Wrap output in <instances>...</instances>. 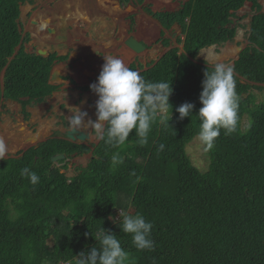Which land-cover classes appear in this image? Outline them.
<instances>
[{"label": "trees", "instance_id": "16d2710c", "mask_svg": "<svg viewBox=\"0 0 264 264\" xmlns=\"http://www.w3.org/2000/svg\"><path fill=\"white\" fill-rule=\"evenodd\" d=\"M21 2L0 0V100L42 101L55 88L49 84L53 57L17 50ZM246 3L253 12L248 43L233 62L237 130H221L203 172L186 152L199 130L203 73L213 66L197 58L202 49L235 37L233 20ZM147 12L163 27L181 29L182 49L172 47L138 71L147 82L170 81V127L154 123L143 146L134 131L118 148L102 140L87 146L50 138L20 158L0 160V264H75L96 245L101 227L120 239L125 264H264V101L254 94L264 89V5L186 0L178 11ZM185 102L194 105L192 116L180 120L175 109ZM160 144L163 151H157ZM90 152L74 176L61 172L67 159ZM56 154L65 159L53 162ZM114 154L122 163L112 169ZM25 167L39 177L37 184L21 176ZM120 211L121 219L139 213L152 223L153 250H137L118 227L120 219L113 223Z\"/></svg>", "mask_w": 264, "mask_h": 264}, {"label": "crops", "instance_id": "0c3cea01", "mask_svg": "<svg viewBox=\"0 0 264 264\" xmlns=\"http://www.w3.org/2000/svg\"><path fill=\"white\" fill-rule=\"evenodd\" d=\"M135 1L22 0L18 23L23 42L17 50L22 47L27 54L53 57L49 84L55 88L42 101H29L27 98L0 100V138L8 147L4 159L20 158L27 149L37 147L50 138L74 142L66 135L70 130L67 117L74 111L72 107H78L88 113L86 120L96 119L97 96L90 91L89 85L96 81L104 56L118 57L128 67L134 64L138 72L147 67L146 51L151 52L152 41L160 38L162 48H172L171 36L166 32L174 37L180 27L177 24L163 27L147 10L154 13L178 11L186 0L180 8L173 10L170 7L174 6V0ZM147 1L151 5H147ZM129 3L136 5L126 8L125 4ZM152 6L158 10H152ZM42 22H47L43 30L39 27ZM130 36L147 48L140 53L131 50L125 44ZM4 70L0 75L1 82ZM85 133L88 134L86 141L76 140L74 143L91 146L99 142L95 130L89 129Z\"/></svg>", "mask_w": 264, "mask_h": 264}, {"label": "clouds", "instance_id": "9594fccd", "mask_svg": "<svg viewBox=\"0 0 264 264\" xmlns=\"http://www.w3.org/2000/svg\"><path fill=\"white\" fill-rule=\"evenodd\" d=\"M39 27L41 30L45 29L47 22H42ZM203 77L202 90L198 97L201 107L195 116L199 121L197 138L202 150L207 153L213 149L222 129L226 135L237 130L239 97L232 65L215 63L211 70L207 66ZM89 88L97 96L96 119L86 120V111L72 107L74 111L67 117L70 131L95 130L98 140L118 148L127 142L133 131L138 138L137 143L143 146L148 142L154 123L159 122L170 127L169 97L173 91L170 81L147 82L138 72L126 66L122 59L108 55L104 56L99 75ZM193 108L194 105L189 102L178 106L175 109L179 114L178 119L191 117ZM164 148L165 145L160 144L157 151H163ZM7 153L8 147L4 139L0 138V160H3ZM120 163L121 158L114 154L111 168L114 169ZM20 174L28 178L32 185L39 182L36 173L27 167L21 169ZM116 219H120V230L131 235V243L137 250H153V225L150 221H146L139 213L123 214L122 219L118 213L113 223ZM94 239L96 245L87 253L81 252L78 258L75 257V264H125L127 252L115 234L101 227Z\"/></svg>", "mask_w": 264, "mask_h": 264}, {"label": "rangeland", "instance_id": "374dc122", "mask_svg": "<svg viewBox=\"0 0 264 264\" xmlns=\"http://www.w3.org/2000/svg\"><path fill=\"white\" fill-rule=\"evenodd\" d=\"M185 0H174L173 4L174 6H171L170 9L180 8V5ZM259 4L262 6L264 5V0H258ZM136 2V1H135ZM137 3V2H136ZM126 8L129 6L136 5L134 3L125 4ZM147 5H151L147 1ZM140 7L139 5H137ZM135 6V7H137ZM152 10L156 11L158 10L157 7L152 6ZM253 12L251 11V4L246 3L240 10L236 13V18L233 20V25L236 27V35L235 37L226 43H224L221 46H213L206 48L202 50L198 56L199 61H203L208 63L209 65H214L215 63H225L230 64L233 66L234 60L237 59L240 51L245 48L247 45V38H248V31H249V23L251 20ZM169 36H171L170 41L171 45L170 47H179L182 48V45L177 43V39L180 38V29L178 28L176 31V35L172 37V33L166 32ZM158 41H152L150 48L151 52L146 51L147 59H146V65L149 66L150 63L156 61L160 55L163 54V52L167 51L169 47L162 48L160 43ZM145 52V51H144ZM144 53H142L143 55ZM139 55V54H138ZM141 55V60H143ZM264 88V85L262 86ZM255 97L257 101H264V89L260 92L254 91ZM248 124L247 117L243 120V128H245ZM89 143V142H88ZM186 152L188 156L190 157L192 163L199 168L201 171H206L209 168V158L207 153H205L201 145L198 141V138L195 137L189 145L186 147ZM91 157V154H86L81 157H76L70 160H67L65 163H67L66 168H61V172L65 173L68 177H72L77 173V168L79 167H85L87 164L89 158ZM65 163L58 164L59 167H62ZM121 214V211L118 212Z\"/></svg>", "mask_w": 264, "mask_h": 264}, {"label": "water", "instance_id": "95a60500", "mask_svg": "<svg viewBox=\"0 0 264 264\" xmlns=\"http://www.w3.org/2000/svg\"><path fill=\"white\" fill-rule=\"evenodd\" d=\"M125 44L134 52L136 53H140L143 50H145L147 48V46L145 44H143L142 42L136 40L133 36H130ZM67 138L70 139L71 141H76L79 140L81 142L86 141L88 138V134H86L85 132H76V131H67ZM65 159V155L64 154H56L54 156L51 157V160L53 162H59L61 160Z\"/></svg>", "mask_w": 264, "mask_h": 264}, {"label": "built area", "instance_id": "2783aa9c", "mask_svg": "<svg viewBox=\"0 0 264 264\" xmlns=\"http://www.w3.org/2000/svg\"><path fill=\"white\" fill-rule=\"evenodd\" d=\"M59 264H69V262H64V261H62V262H60Z\"/></svg>", "mask_w": 264, "mask_h": 264}]
</instances>
